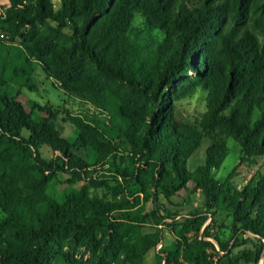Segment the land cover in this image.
<instances>
[{"label": "trees", "instance_id": "obj_1", "mask_svg": "<svg viewBox=\"0 0 264 264\" xmlns=\"http://www.w3.org/2000/svg\"><path fill=\"white\" fill-rule=\"evenodd\" d=\"M7 1L0 14V264H146L152 251L158 264H213L246 236L253 250L233 264H259L264 176L239 188L236 171L222 181L213 172L228 157L230 138L246 157L264 156V0ZM35 66L67 98L93 109L68 114L74 141L60 135L52 109L22 101L17 84L38 91ZM197 91L206 110L196 128L178 119L177 104ZM205 138L204 164L189 170ZM44 148L54 158L45 159ZM88 149L97 157L93 169L74 153ZM60 172L73 187L62 203L47 192ZM189 185L202 206L182 220L163 206L161 216V199L172 203ZM149 218L176 235L171 248L162 228L144 232ZM77 252L90 258L79 261Z\"/></svg>", "mask_w": 264, "mask_h": 264}, {"label": "rangeland", "instance_id": "obj_2", "mask_svg": "<svg viewBox=\"0 0 264 264\" xmlns=\"http://www.w3.org/2000/svg\"><path fill=\"white\" fill-rule=\"evenodd\" d=\"M56 7L59 5V0H53ZM8 7L7 0H0V14L5 12V9ZM143 24V18L140 15H137L133 26L134 28H140ZM154 35L158 38L162 37L160 32H154ZM9 45L12 43H8ZM14 46V45H13ZM1 54V49H0ZM33 81L38 87V91H30L27 88L20 87L22 85L17 84V89L21 92V99L26 106H30V102H35L42 107H47L52 109L58 116L56 121V126L60 135L67 140H73L75 134L74 126L69 122L68 114L74 116L81 115L88 111V114H93V109L78 100L72 101L67 98L59 88H57L55 83L48 79L39 66L34 67ZM206 110L205 95L197 91L194 95L185 99L177 104V116L178 119L183 123H191L192 126L198 127V120L201 119L202 114ZM90 112V113H89ZM227 146L229 149V155L226 158L223 166L219 171L213 172V178L222 181L227 178L233 171H236L237 176L234 178V184L239 188H242L246 183L252 178H260L264 176V156H256L248 158L244 155L243 148L233 139L227 140ZM211 146V141L207 138L203 139L200 148L197 150L193 158L188 163V169L193 170L195 167L202 166L206 157V152ZM76 156L85 160L88 164L92 166L96 164V154L91 150H82L75 151ZM43 157L45 159L54 158V153L49 148L43 149ZM108 166H97L96 170L105 171ZM96 178H99L100 173L94 175ZM72 177L70 174L63 172L59 173V177L55 180L54 184L48 189V194L56 199L58 202H64L69 191L73 189L67 184V180H70ZM82 183L76 185L74 188L81 190ZM188 191H183L179 194L178 197L172 199V203H168L163 198L161 199L159 206L161 209V216H166L162 211L163 208L171 210L172 213H176L183 217L190 215L196 208L201 207L202 197L199 195H192L191 191L194 186L189 185ZM103 191H98V195H102ZM194 199V202L189 204L185 201L188 198ZM164 206V207H163ZM148 210H152V206H148ZM220 222L218 219L214 218V221ZM169 221V220H167ZM161 222L156 218H149L145 233H152L156 228H162L164 236V248H171L172 244L177 240L176 235L171 232L169 226L160 225ZM218 224V223H217ZM216 224V226H217ZM162 226V227H161ZM215 226V228H216ZM229 239V238H228ZM240 243L235 242L232 245L231 253L229 254L227 260L226 256L220 258L217 257L213 264H233L237 259L241 258L244 254L253 250L255 240L251 236H246L244 239H241ZM75 258L79 261L84 259L85 261L90 258V255L84 256L83 252H77ZM221 259V260H220ZM146 264H158L159 260L156 257V251L150 252L145 258ZM64 264V262H61ZM259 264H264L263 259Z\"/></svg>", "mask_w": 264, "mask_h": 264}, {"label": "built area", "instance_id": "obj_3", "mask_svg": "<svg viewBox=\"0 0 264 264\" xmlns=\"http://www.w3.org/2000/svg\"><path fill=\"white\" fill-rule=\"evenodd\" d=\"M180 219H181V218H178V220H180ZM162 247H163L162 244L159 245L158 248H157V251H160V250L162 249Z\"/></svg>", "mask_w": 264, "mask_h": 264}, {"label": "water", "instance_id": "obj_4", "mask_svg": "<svg viewBox=\"0 0 264 264\" xmlns=\"http://www.w3.org/2000/svg\"><path fill=\"white\" fill-rule=\"evenodd\" d=\"M263 263H264V254H263Z\"/></svg>", "mask_w": 264, "mask_h": 264}]
</instances>
